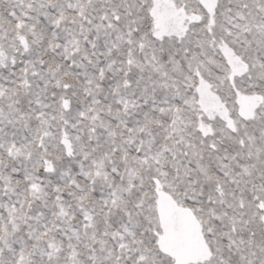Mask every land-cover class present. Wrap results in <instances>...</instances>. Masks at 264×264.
I'll return each instance as SVG.
<instances>
[{"label":"snow or ice","instance_id":"snow-or-ice-1","mask_svg":"<svg viewBox=\"0 0 264 264\" xmlns=\"http://www.w3.org/2000/svg\"><path fill=\"white\" fill-rule=\"evenodd\" d=\"M0 264H264V0H0Z\"/></svg>","mask_w":264,"mask_h":264}]
</instances>
